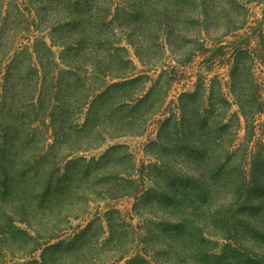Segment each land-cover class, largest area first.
Here are the masks:
<instances>
[{"label":"trees","instance_id":"16d2710c","mask_svg":"<svg viewBox=\"0 0 264 264\" xmlns=\"http://www.w3.org/2000/svg\"><path fill=\"white\" fill-rule=\"evenodd\" d=\"M215 22L209 30L224 32L214 48L197 39L212 53L207 69L231 66L230 82L216 75L206 89L200 75L166 112L169 86L162 76L152 84V65L166 44L187 56L184 36ZM227 38L234 48L221 62ZM257 64L264 67V0H0V246L22 256L42 251L37 264H264ZM156 121L147 176L126 146L88 155L108 140L142 136ZM98 200H136L134 209L157 200L148 210L157 224L141 238L130 218L108 211L109 237L97 241L105 260L95 258L87 239L94 221L67 237Z\"/></svg>","mask_w":264,"mask_h":264},{"label":"rangeland","instance_id":"374dc122","mask_svg":"<svg viewBox=\"0 0 264 264\" xmlns=\"http://www.w3.org/2000/svg\"><path fill=\"white\" fill-rule=\"evenodd\" d=\"M249 8H251L252 12L256 14V18L262 19L263 9L261 5L258 6L257 4L254 3L252 5H249ZM254 20L255 19H251L250 22H253ZM209 25H210L209 27H204V28L200 27L201 28L200 31L202 30L203 34L199 33L198 30L196 29L193 32L192 36H184V38H188V39H186L185 43H183V45H185V47L183 48L187 52H189L190 50V53L187 56L182 57L181 53L172 52L175 50V47H169L166 44L164 50L162 51L161 61H159L155 65H152L151 67L152 69L149 71L150 76L152 77V80H153L152 84H154V82H156L159 79V77L162 76L163 78L162 85L166 88L169 86L167 101L164 105L165 107L164 109L166 110V112L168 110L170 111V110L176 109V107L170 108L169 105H171L173 102L177 104L178 103L177 101L179 100V97L182 93L192 92L195 90L198 84V81L200 79V75L204 76V78H208L207 83H206V89L208 87L209 89L212 88L213 81L217 79L215 78L216 75L224 79V81L223 79L219 80L220 82H230V78H229V71L231 69L230 65H227L224 67L222 66L215 67V65H213L211 69L209 70L207 69L208 65L206 66L205 65L206 63H204L203 59L205 58V56H211L212 53L210 54L209 52H202L201 45H200L201 43L199 42L200 40H198L199 37L201 38V35H203L202 39L205 41L206 49H210L216 46V44L218 43L217 38H219V36L223 34L224 32L223 26H220V31H217L215 29L209 30L211 26L213 27L219 26V24H217L216 22L211 23ZM208 30H209V33H208ZM167 38H168L167 36H163V43L165 42L164 40H167ZM190 41H192V43H190ZM222 41H223V45L226 46V49L223 55L219 59L221 62L222 60L224 61L230 60V56L234 48L232 46L233 44L231 43L232 40L230 38L222 39ZM55 51L56 53H59L60 50L56 48ZM216 53L219 54L220 52L218 51ZM136 63L140 71L148 69V67H143L137 60H136ZM259 65L260 64H257L255 67H258ZM258 72H261L263 74L264 67H260ZM254 74H256L258 78H261L260 80H262V77L257 73L256 69H255ZM216 90H217L216 91L217 93L218 92L217 86H216ZM206 94L208 95V93ZM229 97L234 103L233 110L238 111L239 108L235 104L233 97L231 95ZM157 118H159V116ZM262 122H264V116L261 117L260 123L259 121L258 123H256L257 124V131H256L257 136L256 137L257 138L259 136H262V130L259 129V124H261ZM157 129H158L157 121H156V124L152 122L144 135L128 136V137H123L119 139L108 140L101 148L90 151L88 155L90 157L94 156V157L100 158L112 146H117V145L126 146L127 152L130 155H132L133 162L136 163L139 171L143 172L145 176H147V173H146L147 170L149 168L151 169L152 166L156 164L155 155L154 153H152V151L155 150L156 148L154 146L150 147L149 144L150 142L156 139L157 133H158ZM244 136H245V133H242V137ZM120 170L122 171L129 170V165L127 163H123L121 165ZM156 202L157 200L154 201L153 205L150 208L149 207L145 208L141 204V205H138L134 209L136 200H98L90 206L89 212L92 214V217L87 219V221L84 223H78V222L74 223V226H75L74 233L68 236L67 238L68 239L73 238L74 234H79L81 230H84L86 228V226L89 224V221L90 222L94 221L95 224L93 225V229H92L93 234L90 235L87 239L88 241L91 240L90 243L94 245V248L92 250V253L94 254L92 255L95 258H102L103 260H105V258H103V255H102L105 248L97 246V241L103 243L109 237L108 231L107 233H105L106 224L103 219L105 213H107L110 210H119L122 217L130 218L126 222L134 226L135 230L139 228L138 232L140 234V237L145 238L148 228L153 227L154 225L157 224V220L154 219V215L152 213H149L148 211L150 210V212H152V210L153 211L156 210ZM133 210H135V212ZM114 217L116 221L121 222V223L123 221L125 222V219H126V218L118 219L119 218L118 214H114ZM103 227L105 231L103 230ZM124 229H126L127 231L131 233L128 236H132L134 234L133 232L135 230H130L127 227H125ZM242 237H243L242 235H238L237 241L244 244L242 241ZM126 238L127 236L124 239ZM211 240L218 242L219 239L211 238ZM219 242H220V245L218 247V251L222 249L223 244H224V241L222 240H220ZM96 251H98L99 254H95ZM41 254H42V251H38L37 253L31 254L29 256H22L21 253H18V252L15 253L14 249H11L10 245L4 242L3 246H0V264H37L35 262L40 261ZM158 264H163V263L160 262Z\"/></svg>","mask_w":264,"mask_h":264}]
</instances>
